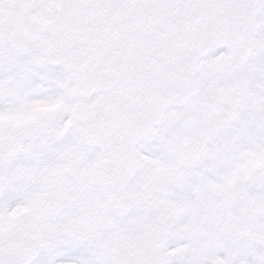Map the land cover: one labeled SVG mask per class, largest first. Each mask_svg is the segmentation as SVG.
Listing matches in <instances>:
<instances>
[{
    "label": "snow or ice",
    "instance_id": "snow-or-ice-1",
    "mask_svg": "<svg viewBox=\"0 0 264 264\" xmlns=\"http://www.w3.org/2000/svg\"><path fill=\"white\" fill-rule=\"evenodd\" d=\"M0 264H264V0H0Z\"/></svg>",
    "mask_w": 264,
    "mask_h": 264
}]
</instances>
